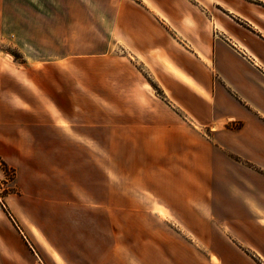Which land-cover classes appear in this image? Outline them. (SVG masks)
Here are the masks:
<instances>
[{
    "label": "crops",
    "instance_id": "obj_1",
    "mask_svg": "<svg viewBox=\"0 0 264 264\" xmlns=\"http://www.w3.org/2000/svg\"><path fill=\"white\" fill-rule=\"evenodd\" d=\"M44 1L0 0V50L9 45L23 55L0 56V160L18 191L1 199V210L42 205L47 171L73 178L80 163L82 176L104 189L108 177L125 178L134 194L163 205H212L214 222L264 228V0H82L88 12L91 1L104 5L112 24L66 26L61 45L58 0H47L50 10ZM103 30L102 50L81 38L82 57L74 56L76 33ZM118 50L129 64L112 54ZM79 63L105 71L92 80L76 74ZM225 205H240L243 215ZM87 206L106 215L107 205ZM151 209L86 219L99 243L66 263L218 264L213 259L227 257L197 248L173 227L177 220L150 217ZM8 220L0 264H48ZM249 245L264 257V241Z\"/></svg>",
    "mask_w": 264,
    "mask_h": 264
},
{
    "label": "rangeland",
    "instance_id": "obj_2",
    "mask_svg": "<svg viewBox=\"0 0 264 264\" xmlns=\"http://www.w3.org/2000/svg\"><path fill=\"white\" fill-rule=\"evenodd\" d=\"M91 12L84 10L82 0H58V7L60 14L57 25L59 26L60 33L58 34L59 44H64L67 34L64 33L66 26H83L90 25L96 27H105L112 24V15L108 17L104 10V5L99 2H93ZM43 8L50 10L51 3L44 1L42 3ZM54 6V3H53ZM70 11L71 19L66 16V12ZM50 23H46V25ZM28 25H34V21H28ZM106 30L95 34H77L75 42V54L77 58L82 57L78 54L84 47L82 46L81 38L90 37L92 39L91 47L96 50H102L105 45V40L108 35ZM31 37L30 35H24ZM90 43L89 41H86ZM90 46V45H88ZM9 50L11 53H16L18 56L23 55L17 49L5 45L0 50V56H4V51ZM31 53L35 50H28ZM114 56L120 57L124 62L129 64L131 57L122 58L127 56L121 53L120 50L112 53ZM14 58L15 55L13 54ZM131 60V59H130ZM135 62V61H134ZM76 74H89L90 79L98 80V77L94 74L104 73L105 70L97 64L91 68L95 69L89 71V66L84 63L76 64ZM121 68L123 65H119ZM140 67L143 68L142 65ZM128 68H124L127 70ZM147 73V70H143ZM112 72V71H111ZM149 78V77H148ZM156 89L154 88V91ZM156 90V94H157ZM81 102V100H80ZM114 119L112 114L111 120ZM108 122V124H110ZM130 149V147H123L124 152ZM114 147H108V151L113 153ZM54 164V163H53ZM81 164L76 163V169L79 172H75V177L60 176L56 172V167L50 168L47 171L48 175H44L41 180L42 186V205H30L29 201L26 205H1L0 208V228L3 234H8L9 220L12 221L14 226L25 238L23 232L28 236L32 246L41 254L44 261L48 264L53 261L57 264H67L66 262L74 259L75 257L83 258L85 252L89 249L92 242L97 245L98 241H93L88 236V227L85 226L86 219L90 217H104L107 218H131L133 215L132 208H136L137 205H151L154 210L149 211L150 217L171 218L177 220V230L181 228V232L188 235V240L191 244L195 245L199 249H219L222 250L227 257L225 259L219 258L215 260L218 264H264V257H261L259 253L249 243L255 241V243H261L264 241V228L258 225H252L247 222H239L240 220H233L235 224H227L226 221L221 223L214 222L212 219V205H163V203L148 194H134L130 191L128 186L129 179H116L115 177H108L106 180V188L102 187V182L99 183L97 178H86L82 176ZM1 168V167H0ZM2 169V168H1ZM3 170V169H2ZM4 171V170H3ZM46 173V170H44ZM13 170L8 169L4 171V176H0V203L1 199L5 201L4 196L6 194H14V197H18L16 186H14ZM119 181L120 188L115 192V183ZM140 184H143V179H140ZM100 185V186H99ZM38 189V185H37ZM22 199V198H21ZM101 203V204H100ZM139 203V204H138ZM87 205H107L106 215L104 212L99 214L98 210H91L94 206ZM19 211L23 221L16 216L14 209ZM226 211H233L236 215H243V211L240 209V205H225ZM253 206V205H252ZM134 211V209H133ZM146 212V211H145ZM147 213V212H146ZM13 216V217H12ZM17 221H16V219ZM23 230H20L19 226ZM109 223V222H108ZM11 236H9L10 238ZM13 241V237H11ZM109 239V237H108ZM189 242V243H190ZM29 243V242H28ZM104 239L100 241V246L104 248L106 245ZM52 250L59 253L60 260H58Z\"/></svg>",
    "mask_w": 264,
    "mask_h": 264
},
{
    "label": "trees",
    "instance_id": "obj_3",
    "mask_svg": "<svg viewBox=\"0 0 264 264\" xmlns=\"http://www.w3.org/2000/svg\"><path fill=\"white\" fill-rule=\"evenodd\" d=\"M12 54H14L15 55V57H19L16 53H12ZM0 167L5 171V172H7V170L9 169V167L7 166V164L4 162V161H2V160H0Z\"/></svg>",
    "mask_w": 264,
    "mask_h": 264
}]
</instances>
